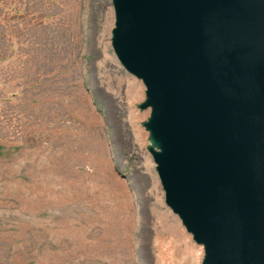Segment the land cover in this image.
Returning a JSON list of instances; mask_svg holds the SVG:
<instances>
[{"label": "rangeland", "instance_id": "1", "mask_svg": "<svg viewBox=\"0 0 264 264\" xmlns=\"http://www.w3.org/2000/svg\"><path fill=\"white\" fill-rule=\"evenodd\" d=\"M112 0H0V264H201L166 205Z\"/></svg>", "mask_w": 264, "mask_h": 264}, {"label": "water", "instance_id": "2", "mask_svg": "<svg viewBox=\"0 0 264 264\" xmlns=\"http://www.w3.org/2000/svg\"><path fill=\"white\" fill-rule=\"evenodd\" d=\"M166 205L201 264H264V0H112Z\"/></svg>", "mask_w": 264, "mask_h": 264}]
</instances>
